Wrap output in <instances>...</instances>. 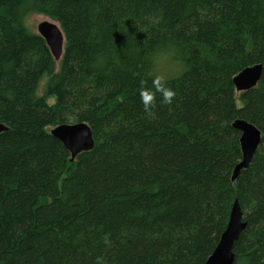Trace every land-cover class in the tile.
Returning a JSON list of instances; mask_svg holds the SVG:
<instances>
[{"label": "trees", "instance_id": "obj_1", "mask_svg": "<svg viewBox=\"0 0 264 264\" xmlns=\"http://www.w3.org/2000/svg\"><path fill=\"white\" fill-rule=\"evenodd\" d=\"M34 14L59 23V64ZM145 17L147 34L134 27ZM127 27L144 41L136 56L120 51ZM169 44L177 95L149 114L141 81ZM256 63L240 106L233 79ZM237 117L262 141L233 181ZM81 121L94 147L72 160L50 130ZM0 123V264H203L235 201V264H264V0H0Z\"/></svg>", "mask_w": 264, "mask_h": 264}, {"label": "water", "instance_id": "obj_2", "mask_svg": "<svg viewBox=\"0 0 264 264\" xmlns=\"http://www.w3.org/2000/svg\"><path fill=\"white\" fill-rule=\"evenodd\" d=\"M37 32L46 40L54 59L59 61L63 56L65 45L64 33L59 23L51 18L46 19L38 24ZM262 73V63L244 68L233 79L236 90H247L255 87L260 81ZM233 127L241 132L240 143L243 154L242 160L233 170L232 180L236 181L240 172L251 164L262 141V132L254 123L242 117H237L233 121ZM8 129L5 124L0 123V132ZM50 134L64 144L70 152L72 160L80 153L94 147L92 128L85 121L59 124L51 128ZM243 219L241 206L238 201H235L227 228L204 264H235L234 247L247 226V222Z\"/></svg>", "mask_w": 264, "mask_h": 264}, {"label": "clouds", "instance_id": "obj_3", "mask_svg": "<svg viewBox=\"0 0 264 264\" xmlns=\"http://www.w3.org/2000/svg\"><path fill=\"white\" fill-rule=\"evenodd\" d=\"M146 23L140 24L134 20V27L137 32L147 34L148 27L153 24L150 17H145ZM126 36V45L120 51L125 52L127 55L136 56L140 53L143 43L138 41L136 33L130 32L127 27L124 32ZM150 70L147 73L146 79L141 81L139 89V99L143 105L146 113L152 114L157 97L163 104L171 105L176 97V91L170 86V79L172 75L176 74L175 71L162 70V64L169 63L179 66V51L174 45H166L154 50L148 57Z\"/></svg>", "mask_w": 264, "mask_h": 264}, {"label": "rangeland", "instance_id": "obj_4", "mask_svg": "<svg viewBox=\"0 0 264 264\" xmlns=\"http://www.w3.org/2000/svg\"><path fill=\"white\" fill-rule=\"evenodd\" d=\"M46 19H50L49 17H47V16H45V15H42V14H34V15H32L31 17H29V19H28V24L30 25V27H31V29L33 30V31H36L37 32V26H38V24L40 23V22H42V21H44V20H46ZM28 25V26H29ZM29 27V28H30ZM59 62L60 61H58V64H59ZM238 74V73H237ZM236 74V75H237ZM235 75V76H236ZM46 78H44L42 81H41V84H40V87H39V94L41 93V94H43V91H44V88H45V84H46ZM254 88V87H253ZM247 90H249V89H247ZM246 89H242V90H239V91H237L236 90V88H235V91H236V96L238 97V104L241 106V102H240V99H241V96H242V94L245 92V91H247ZM49 103H54L55 102V98H53V97H51V98H49Z\"/></svg>", "mask_w": 264, "mask_h": 264}, {"label": "flooded vegetation", "instance_id": "obj_5", "mask_svg": "<svg viewBox=\"0 0 264 264\" xmlns=\"http://www.w3.org/2000/svg\"><path fill=\"white\" fill-rule=\"evenodd\" d=\"M261 144V143H260ZM260 146V145H259ZM259 148V147H258ZM209 258V257H208ZM236 259V258H235ZM204 264V263H203Z\"/></svg>", "mask_w": 264, "mask_h": 264}, {"label": "bare ground", "instance_id": "obj_6", "mask_svg": "<svg viewBox=\"0 0 264 264\" xmlns=\"http://www.w3.org/2000/svg\"><path fill=\"white\" fill-rule=\"evenodd\" d=\"M205 262H206V261H205ZM205 262H204V263H205Z\"/></svg>", "mask_w": 264, "mask_h": 264}]
</instances>
